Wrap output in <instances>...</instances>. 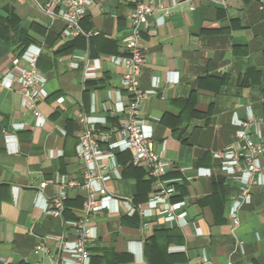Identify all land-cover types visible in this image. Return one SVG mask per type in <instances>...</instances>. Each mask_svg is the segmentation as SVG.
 <instances>
[{
    "label": "crops",
    "instance_id": "1",
    "mask_svg": "<svg viewBox=\"0 0 264 264\" xmlns=\"http://www.w3.org/2000/svg\"><path fill=\"white\" fill-rule=\"evenodd\" d=\"M157 1L169 17L163 24L157 22L161 14L151 19L144 36L140 86L156 95L142 103L141 117L153 130L154 151L173 166L166 179L173 181V202L185 204L186 223L166 224L156 212L128 215L125 201L145 208L156 185L131 166V152H116L117 176L98 197H116L111 207L118 212L94 217L98 239L89 247L91 264H264V185L253 186L252 203L240 212L237 246L229 211L240 184L213 158L236 141L235 118L252 114L263 129L264 0ZM45 2L0 0V82H11L0 86V264H55L56 244L39 253L35 247L46 236H62V222L83 214L84 189L68 192L63 221L45 212L61 178L84 180L81 116L110 134L103 151L123 139L127 123L125 113L110 110L128 104L125 69L113 58L126 53L130 1L93 0L81 22L84 34L76 39L65 38V24L41 11ZM38 50L48 93L39 104L43 128L8 77L14 58ZM81 56L88 60L73 69ZM92 63L98 77L86 82L84 69ZM201 168L211 175L197 177Z\"/></svg>",
    "mask_w": 264,
    "mask_h": 264
},
{
    "label": "built area",
    "instance_id": "2",
    "mask_svg": "<svg viewBox=\"0 0 264 264\" xmlns=\"http://www.w3.org/2000/svg\"><path fill=\"white\" fill-rule=\"evenodd\" d=\"M129 1L131 10L128 19L131 31L123 41L126 53L113 58L116 64L125 69L122 88L127 93L128 104L125 106L119 104L115 109L110 110L112 114L127 115V123L122 130L123 139L110 144L108 151H103L102 144L109 141L110 134L99 131L91 119L85 115L81 116L80 122L86 125V129L79 139L78 154L85 164L84 180L61 178L60 192L46 205L45 212L63 221L68 192L84 189L87 192V198L83 214L77 220L62 222L66 229L62 236H46L40 239L35 247V252L39 253L46 250L48 243L56 244L59 252L55 264H91L89 247L98 239L97 230L92 226L94 217L106 210L118 212L117 208L111 207L112 203L117 206L116 197L109 195L98 197L103 193L106 182L111 180L114 174L117 176L116 152H131V164L144 169L156 185V192L145 208L133 205L132 201H125L128 215L133 216L139 213L143 217H151L156 212L166 224L186 223L185 204L173 202L176 192L173 181L166 179L173 166L154 151L153 130L141 117L142 103L150 96L156 95L154 90L145 91L140 86L141 71L146 63L144 36L150 28L151 19L161 14L157 22L163 24L169 17V12L157 0ZM93 5V0H46L40 9L50 19L60 20L65 24L63 31L65 38L76 39L84 34L81 22ZM262 8L264 9V2ZM40 53V50L34 54L26 51L20 57L14 58L8 77L20 86L24 107L32 112L36 119V126L43 128L46 120L39 111V104L48 97V93L46 79L42 77L38 68ZM76 59L77 61L71 65L73 69L80 68L79 60H88L86 56ZM98 68L96 63L85 67L86 82L97 79ZM10 84L11 82L7 85L0 82V86L11 87ZM234 124L238 128L236 141L229 147L215 152L213 158L227 178L238 181L240 184L238 196L231 204L229 211L231 235L238 246L237 231L241 224L240 212L244 206L252 203L253 186L257 183L264 185V124L261 129L260 122H257L252 114L247 120L235 118ZM8 141H12V137L8 136ZM195 174L197 177H209L211 172L201 168L197 169ZM46 186V182L42 183L41 189Z\"/></svg>",
    "mask_w": 264,
    "mask_h": 264
},
{
    "label": "trees",
    "instance_id": "3",
    "mask_svg": "<svg viewBox=\"0 0 264 264\" xmlns=\"http://www.w3.org/2000/svg\"><path fill=\"white\" fill-rule=\"evenodd\" d=\"M19 34H20V31H19ZM22 37V36H21ZM132 167H135L133 164H131ZM135 168H138V167H135ZM142 169V168H141ZM144 170V169H143ZM145 171V170H144ZM153 181V180H152ZM174 200V199H173ZM66 205H67V202H66Z\"/></svg>",
    "mask_w": 264,
    "mask_h": 264
}]
</instances>
